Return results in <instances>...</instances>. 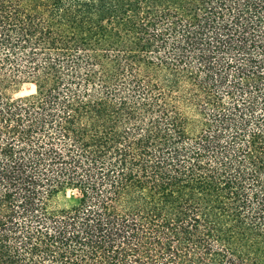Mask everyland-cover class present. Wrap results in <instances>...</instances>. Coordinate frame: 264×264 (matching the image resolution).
I'll use <instances>...</instances> for the list:
<instances>
[{
    "label": "trees",
    "instance_id": "trees-1",
    "mask_svg": "<svg viewBox=\"0 0 264 264\" xmlns=\"http://www.w3.org/2000/svg\"><path fill=\"white\" fill-rule=\"evenodd\" d=\"M0 264H264V0H0Z\"/></svg>",
    "mask_w": 264,
    "mask_h": 264
},
{
    "label": "rangeland",
    "instance_id": "rangeland-1",
    "mask_svg": "<svg viewBox=\"0 0 264 264\" xmlns=\"http://www.w3.org/2000/svg\"><path fill=\"white\" fill-rule=\"evenodd\" d=\"M16 89L15 95H26L34 92L35 87L30 83H22L21 85H18Z\"/></svg>",
    "mask_w": 264,
    "mask_h": 264
}]
</instances>
